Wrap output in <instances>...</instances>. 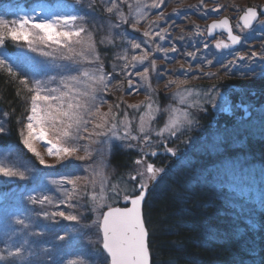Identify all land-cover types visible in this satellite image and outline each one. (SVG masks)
Here are the masks:
<instances>
[{
	"label": "trees",
	"instance_id": "16d2710c",
	"mask_svg": "<svg viewBox=\"0 0 264 264\" xmlns=\"http://www.w3.org/2000/svg\"><path fill=\"white\" fill-rule=\"evenodd\" d=\"M66 1L74 2L0 0V19L11 15L7 11L11 6L29 8L43 2L54 4ZM103 1L106 6L107 0H81L79 5L86 9L82 13L85 17L82 23L92 33L96 53L99 55L98 61L81 65L87 68L93 66L96 70L102 66L103 72L109 74L117 67L120 47L124 45L121 38L116 36L121 29L130 31L131 21L117 27L113 13L105 11ZM212 3L222 6L220 14L233 16L249 6L259 8L264 0H203V3L201 0H167L160 10H155L145 22L136 26L139 31L146 29L149 22L164 23L160 30L167 39L168 44L164 45V49L168 57H152L157 66V71L149 78L152 93L148 94L153 99V104L160 105L161 101H170L167 95L176 89L165 88V80H176L177 77L174 72H167V69L172 66L186 67L189 64L185 62V59L190 58L187 54L198 50L197 46L188 42L195 36L193 27L200 28L210 20L199 13ZM90 4L92 7H89ZM174 9L185 13L178 18H172L168 14ZM161 12L167 16L158 19ZM216 43L212 41L216 55L214 61L204 64L197 59L195 68L211 69L213 72L209 73L216 71V65L220 64H217L218 59L225 57V53L216 47ZM75 47L79 49L80 46ZM173 47L175 52L170 51ZM0 52L15 55L11 66L18 73L26 75L30 80H47L50 68L48 73L39 69L38 63L41 64L44 60L33 57L35 53L28 50L22 41L7 40L0 47ZM64 62L62 60L61 63ZM221 66L219 65L220 70L215 76L205 77L197 73L198 79L193 81L189 80L191 75L181 77L187 87L196 91L194 100L201 102L202 107L192 108L193 125L198 128L186 134L180 141L168 144V147L177 152L175 162L165 156L152 160L156 167H162L165 171L156 182L150 184L149 196L143 206V217L149 231L151 264H264V207L260 203L264 197V111L256 112L257 108H264V69L262 71L260 67H256L246 76H238L221 72ZM52 71L58 72L53 82L60 85V69L55 66ZM218 89L228 93L232 106L230 114L220 111V106L211 108L205 101L200 100L199 91L207 90L211 95ZM30 96L31 93L23 88L19 79L0 69V112L4 116L5 128V132L0 134V151L15 147L20 165L26 162L39 167L36 157L25 152L21 143ZM138 97L139 95H130L127 91H123L121 96L107 95L108 108L120 104L119 108L112 107L117 123L132 120L131 115L136 108L128 107L130 104L127 101ZM244 105L250 110L248 117L244 114ZM140 154L133 149L116 148L107 157L104 171L110 179L109 188L115 185L117 179L128 177L129 173L135 174L138 166L134 161L140 158ZM10 186L0 187V190L9 189ZM11 196L16 195L12 193ZM124 203L122 200L118 205ZM18 205L31 208L24 219L30 227L22 232L17 231L16 235L27 236L29 243L25 248L33 253L29 256L32 264H58L75 251L78 245L84 244L88 254L85 260L87 264H104L105 254L99 244L100 234L95 223L98 216L93 210V203L86 196L78 207L79 223L57 221L50 232L38 229L39 226H44V221H51L36 215V210H40L39 206H30L28 199L23 196H20ZM12 207L6 200L0 203V209L7 208L9 211ZM69 225L73 227V235L64 241L55 239L57 233ZM12 231L10 234L7 231L6 234L11 235ZM37 231L42 234L27 235ZM24 237L12 235L10 242L18 246ZM6 239L7 236L4 235V240ZM232 259L236 260L233 262Z\"/></svg>",
	"mask_w": 264,
	"mask_h": 264
},
{
	"label": "snow or ice",
	"instance_id": "6c2138e0",
	"mask_svg": "<svg viewBox=\"0 0 264 264\" xmlns=\"http://www.w3.org/2000/svg\"><path fill=\"white\" fill-rule=\"evenodd\" d=\"M201 2L203 3V0ZM74 3L80 5L81 0H74ZM109 3L111 6L105 8L107 13L112 14L115 12L120 23H130L129 19L124 17L123 13L119 11L117 0H109ZM120 3H127V0H120ZM164 3L165 0H152V3L148 7L159 9ZM137 4L139 5V0H137ZM89 7H92V5L90 4ZM131 7L132 5L129 4L130 9ZM221 7V5H217L211 11L217 12ZM136 11L140 12L141 15L139 18L133 16L130 26L138 31L136 26L146 17L147 13H143L139 6ZM173 12H177V10L174 9ZM262 14H264V9L258 10L256 7H247L240 17L242 22L241 30L252 28L256 22L264 25V20H259V16ZM163 18L164 14L161 12L158 15V19ZM84 19L85 17L78 13L73 14L71 12L53 10L43 5H38L32 9L30 14L25 13L11 22L6 19H0V47L4 46L7 40L14 42L22 41L28 50L33 53H38L40 56L49 58L51 61L60 59L68 62L64 65L65 71L68 74L60 76V87L51 88L49 84L55 81L56 77H48L47 80H30L26 75L14 70L13 66L6 59H0V69L5 70L8 75L19 79L23 88L31 93L30 107L26 116L27 122L24 124L26 134L25 131L21 132V143L28 152L32 153L38 159L40 165H44L45 167H55V165H45L43 157L33 146L34 141L42 142L46 147L47 154L49 156H56L57 161L61 162L73 157L79 161H85L92 157V151H90L88 145L81 146L78 143L82 139L89 140L91 143H102V141L94 140L92 137L108 136L109 133H111L112 138L115 140L138 139V136L131 134V122L127 124L124 121H120L119 124L116 122L117 117L112 112V107L119 108V103L110 106L108 112L100 113V106L96 103L97 96L101 91H108L109 84L111 83L108 77L111 74L104 73L102 66L98 70L99 75H95L79 67L82 63L92 64L94 60H99L92 33L88 31L83 23L78 24V21H84ZM116 26L119 27V24ZM218 28L226 29L228 40L231 41L232 45L241 42V37L233 34L227 17L210 24L207 29L208 34L211 35L213 30ZM152 35L153 33L149 27L143 32V36L149 39H145L143 43L150 46V37ZM155 35L159 36L161 40L165 39L164 35L159 32L155 33ZM109 42L111 43V40ZM129 43L131 49H139L141 50V54L139 56L132 55L131 61H128L126 51L123 55L118 56L117 59L125 61L123 65L124 69L135 67L136 65H143L150 57V52L144 51L141 48L140 42L133 39ZM77 45L80 46L79 49L75 47ZM229 46V44L223 41L216 43L217 48H228ZM153 51L164 50L158 46ZM170 51L175 52V47L171 48ZM187 55L191 56L194 53H188ZM257 55L256 52H252L248 59H253ZM259 58L264 60V54H260ZM239 59L244 60L245 56H240ZM211 63V61H208V64ZM230 63L235 64V60ZM156 71V61L151 60L150 68L146 67L143 72L136 74L140 76L142 81L146 82L149 80L150 72ZM72 72L76 74L72 75ZM205 75H215V73H205ZM127 83L129 88H131L133 81L128 79ZM81 84H85L86 86L81 88L79 87ZM173 84L177 86V91L173 95L178 98V104H185L186 107H171L161 110L159 105L156 106V113H160L161 111L168 113L163 127L155 131V135L162 138L165 134L170 137H175L185 127L190 129L194 123L188 109L197 107V105L187 104V101L180 97L181 91H187V89H181L184 81L169 80L164 87L168 88ZM149 89L151 90L150 84ZM147 99L148 102L143 104L147 112L140 114V125L137 128L138 133L143 137V143L145 145L149 143V134L152 132L151 126L147 129L144 127L145 115H147L149 122L156 119V116L153 115L151 96ZM100 102L104 103L105 101L101 99ZM212 102L213 106H215V100ZM128 107L139 110L141 105H128ZM97 116L99 117V122L93 125L92 132H88V124ZM126 116L127 113H125ZM118 127L125 129L123 136L117 134L116 130ZM4 132L5 128L0 125V134ZM82 132H88V136L81 135ZM128 147H132V145L129 144ZM164 150L172 156L177 155L176 150L167 145H165ZM80 151H83L84 155H76ZM156 154L155 151L150 153L152 156ZM134 163L138 166V169L135 174L129 173L128 179L130 181L139 180V183L133 186L131 192H129L126 186L121 189L119 184L112 185L110 189L117 198L123 195V199L129 201L131 206L121 208L108 205L107 211H103L95 222L101 234L99 244L105 254L104 264H150L149 231L142 215V202L145 200L150 184L156 182L165 169L156 167L153 163H145L143 157L135 160ZM88 170V168L85 169V171ZM93 173L94 175H100L94 169ZM0 176L19 178L21 180L27 178L24 171L5 164H0ZM81 179L85 181V188L89 183L95 188V180L90 179L88 176L74 178L64 176L59 180L52 179L49 183L60 186L72 185L71 191L66 188L63 190L65 199L71 200L74 194L78 192L77 182ZM105 185L106 181H102L99 195L95 191L90 193L85 191L84 193L93 203L94 211L97 208L105 207L104 202L109 198L106 194L109 189ZM28 201L33 205L52 204V200L46 195L29 196ZM63 202L61 201V203ZM260 203L261 207H264V197L261 198ZM68 206L73 207L74 205L69 204ZM36 215L38 217L42 216L44 219H50L53 224L57 223L56 217L77 223L80 220L78 215L64 211H53L51 213L43 211L37 212ZM14 223L21 225L22 228L20 230H13L11 235L6 234L5 249L0 251V261H5L6 264H32L29 256L33 255V253L25 248V245L29 243L27 236L24 237L23 242L18 246L10 242L12 235H16L17 231L22 232L28 229L30 225L24 219L20 218L15 219ZM41 234L39 231L27 233V235L32 236H39ZM67 236L68 233L66 232L64 235H57L55 239L64 241ZM26 252H28V255H25ZM67 264H87V262L82 255H78L75 258L68 259Z\"/></svg>",
	"mask_w": 264,
	"mask_h": 264
},
{
	"label": "rangeland",
	"instance_id": "374dc122",
	"mask_svg": "<svg viewBox=\"0 0 264 264\" xmlns=\"http://www.w3.org/2000/svg\"><path fill=\"white\" fill-rule=\"evenodd\" d=\"M167 0H165V3ZM117 3L119 5V11H121L124 15V17H127L129 21H132V17L135 16L136 18H139L141 15L140 12H137L136 9L139 6L140 9L142 10L143 13H147L146 17L140 21V23L145 22L147 20V17L149 14L158 11L162 8L163 4L159 9L156 8H150L148 5L152 3V0H139V5L137 4V0H127V3H120V0H117ZM129 4L132 5L131 9L129 8ZM43 5L47 8H51L53 10H61L64 12H71L73 14L78 13L79 15H83L82 13L86 11L85 8L82 6L76 5L73 1L69 2H57L54 4H45L44 2L39 4ZM103 5L104 1H103ZM38 5H32L29 8L23 7V6H14L11 8H8L7 11L11 13L9 17H3L1 19H6L9 22L15 20L17 17L28 13L30 14L33 8H36ZM111 4L109 3V0H107L106 7H110ZM215 4H210L208 8L201 10V15L202 17H208L210 18L209 21H207L203 26H198L193 27V31L195 33V36H193V40H189L188 42L190 44H193L194 46L198 47V50H192V53L194 55L189 56L190 58L188 60L185 59L186 63H189L186 67L182 66H172L167 69V72H174L176 74V81H182V78H186L188 75L190 76V81L198 79V74L199 73L201 76L209 77V76H215L220 70L219 65L221 66V72L223 73H229V74H241V75H246L249 72H252L254 68L260 67L261 70L264 68V60H261L259 58L260 54H264V25H261L257 23L254 28L251 30H247L245 34L242 35V42L240 47L238 48L239 51L235 52H227L225 51V57H219V61L217 62L220 63L216 65L215 68V75H205V73L213 72L211 69L204 68L202 69L201 67L195 68V60L198 59V61L208 64V61L213 62L215 59V51L213 50L212 47V42L208 40L207 34H206V27L207 25L213 21V20H219L222 17L226 16L231 20V23L233 24L234 28H239V24L237 22L238 16L240 13H236V15L233 16H228L226 14H220L219 11L217 12H212L211 9L216 8ZM185 13L184 11H177V12H171L168 15L171 16L172 18H178L180 15ZM115 19V24H119L120 26H124V23H120V21L117 19V16L115 12L113 13ZM167 15L164 16V18ZM264 20V18L262 19ZM82 23V21H78V24ZM95 23V22H94ZM139 23V24H140ZM164 23L154 21V23L149 22L148 25L146 26V29H140L139 31L134 30L131 26L129 27L130 31L127 29H121L119 31V35L116 36V38H121L123 41L124 45L120 47L119 55H123L125 51L128 54V61H131V56L136 55L139 56L141 54V50H133L131 49L130 40L135 39L137 42L141 43V48L144 51H149L150 52V57L148 61H145L143 65H136L135 67H129L127 69L123 68V65L125 61L119 60L118 59V65L114 69H112L109 74H111L108 79L111 81L109 84V89L108 91L104 92L101 91L98 93L96 103L99 104L100 106V113H106L109 111V108L107 107V103H109L107 99V95H113L115 96H121L123 94V91H127L130 95H139L138 99H133L132 101H127V104L130 105H141L139 110H135V113L131 115L132 120H127L124 121L125 124L128 122H131V134L138 136L137 140H115L112 138L111 133H109L108 136H102V137H92L94 140H100L102 143H91L89 140L82 139L78 143L81 146L88 145L90 151H92V157L90 159H87L85 161H79L76 160L74 157L69 158L65 161L58 162L56 156H49L46 151V147L42 142H33V146L36 148V150L41 154L45 161V165H55V167H45L44 165H40L38 159L36 158V161L39 165V167H36L34 164L30 165L26 162L23 163V165H20L19 159H17L18 153L16 152L15 147L7 148L4 150L0 151V164H5L10 167H15L19 169L20 171H24L26 174V179H19V178H6L0 176V187H5V186H10L8 189H2L0 190V202L6 200L10 206H13L10 210L7 211L6 209H0V251H3L5 249L4 242V235L9 231V234L12 230H19V225L14 223V220L17 218L20 219H25V216L31 208L28 207H20L19 200L20 196L25 197L28 199L29 196H42L46 195L50 197L52 200V204H47L45 203L44 205H39L40 210H36V212H43V211H48L49 213L53 211H64L66 213L78 215L80 217V213L78 210L79 205L82 203V198L86 196L84 193L85 191L87 192H92L95 191L97 195L100 193V187H101V182L106 181V188L109 189V191L106 193L108 195V199L104 202L105 207L103 208H97L95 212L97 213V216L100 217L101 213L104 209L107 208L108 205L112 206H117L120 201L123 200V195H121L119 198L116 197L114 193L110 191L111 188L110 186V179H108L107 175L105 174V166L107 162V157L114 152L116 148H121V149H133L135 151H141L142 155H146L151 153L152 151L155 152H161V145L165 147V145L169 144V142H178L184 137L186 134L192 132L193 129L198 128L196 125H192L191 128L185 127L181 133H178L177 136L175 137H170L167 134L165 136L159 137L155 135V131L159 130L160 128L163 127L167 117L168 113L165 111H161L160 113L155 112L156 104H153V115L156 116V119L149 122L147 115H145V121H144V127L147 129L149 126H151L152 132L149 134L150 135V141L147 145L143 143V137L140 133H138L137 128L140 125V114L146 113L147 109L143 107V104L148 102V97L152 93L149 89V80L148 81H142L140 76H138L136 73L143 72L144 68L149 67L150 68V63L152 60L153 56L158 55L159 57H168L167 51L164 49V45L168 44L166 43V38L161 40L159 36L155 35V33H161L164 35L165 34L160 30L161 25ZM141 25V24H140ZM151 28V31L153 35L150 37V46L146 45L143 43L145 39H149L143 36V32L147 30L148 28ZM133 32V33H132ZM87 39V38H85ZM221 39H223L221 37ZM220 39V40H221ZM256 40V41H255ZM165 41V43H164ZM183 42V41H182ZM259 42V43H257ZM263 43L261 46L260 44ZM207 45V47H205ZM162 48L164 51H153V49L157 47ZM245 51V52H244ZM252 52H256L258 55L257 57L253 59H248V57L251 55ZM33 55V54H32ZM240 56H245L244 60H240ZM33 57L40 58L42 63H38V68L43 69L46 73H48V68L49 69V75L48 77H57L58 72L52 71L53 68L55 69V66L60 69V76L61 75H67L68 73L65 71L64 65H66L68 62L65 61L64 63H61L62 60L56 59L55 61H51L49 58H45L40 56L38 53H35ZM172 57V56H171ZM15 58V55L11 54H4L3 52H0V59H6L7 62L11 65L13 64V60ZM235 60V64H232L230 62ZM163 66V65H162ZM164 67V66H163ZM81 68L83 70H87L90 73H93L95 75H99V71L96 70L93 66H90V68H87L83 65H81ZM165 68V67H164ZM235 72V73H232ZM153 72H150V75ZM72 75H75V72L71 73ZM108 74V73H107ZM47 77V78H48ZM128 79H131L133 81V85L131 88L128 86ZM175 79V78H174ZM173 80V79H171ZM169 79H166L165 82L167 83ZM165 83V84H166ZM86 85L81 84L79 87L84 88ZM49 87L51 88H58L60 85L55 84L54 82H51L49 84ZM170 87H173L176 90H173L172 92L168 93L167 97L169 98V102H163L161 101L159 107L161 110L165 108H171V107H179V108H185V104H178V98L174 96L173 94L177 91V86L175 84L171 85ZM181 89H187V91H181L180 97L184 98L187 101V104H196L197 107H202L201 102H196L194 93L196 91H192L191 88L186 86V82L181 86ZM218 92L211 93V95L208 94L207 90H201L199 91L200 95V100L205 101L207 105H209L211 108L213 106V100H215V104L217 101L218 97ZM101 99L105 101L104 103H101ZM152 102L153 99L151 98ZM193 117V111L192 108L188 109ZM264 111V108H257V113H261ZM4 122V116L0 112V125L3 126ZM99 122V117L97 116L94 120H92L88 124V132L93 131V125L95 123ZM119 124V123H118ZM25 134L26 130L24 129ZM97 131H99L97 129ZM117 134L120 136L124 135L125 129L123 127H118L117 128ZM88 132H82L81 135L83 136H88ZM131 144L132 147H128V145ZM24 147V146H23ZM24 151L27 153H30L27 151L26 148H24ZM76 155H84L83 151L78 152ZM66 163L68 167H66ZM147 163V161H146ZM56 168H58L56 170ZM88 168V171H85V169ZM93 169L95 170L96 173H100V175H94ZM137 170V169H136ZM135 170V172H136ZM64 176H70V177H85L88 176L90 179L95 180V188H93L92 184L89 183L87 187L85 188V181L81 179L80 181L77 182V188L78 192L74 194L73 198L71 200H66L65 196L63 194L64 188L68 189L69 191L72 190V185L67 184V185H53L49 183L50 180L56 179L59 180L61 177ZM36 178V179H35ZM139 183V180H137ZM28 184V186H27ZM115 184H119L121 189H123L125 186L128 188L129 192H131V189L133 188V182L128 179V177H121L117 179ZM12 193H15L16 196H11ZM87 197V196H86ZM88 198V197H87ZM61 201H64L61 203ZM88 201H90L88 199ZM29 202V201H28ZM91 202V201H90ZM92 203V202H91ZM74 205L73 207H69L68 205ZM30 206H33V204H30ZM56 221H65L60 217L55 218ZM44 226H39L38 229L44 231H49L55 228V224L52 223V221H44ZM21 226V225H20ZM22 228V226H21ZM24 231V230H23ZM68 233L69 237L70 235H73V227L72 226H67L64 229L60 230L57 235H64L65 233ZM75 233H80V232H75ZM74 233V234H75ZM56 235V236H57ZM15 236H26V235H15ZM66 237V238H67ZM85 245V244H84ZM84 245H78L77 249L73 252H71L67 257H65L63 260L58 262V264H67L68 259L75 258L78 255H82L83 258L86 260L88 254L86 253L84 249ZM89 246V244L87 243ZM151 258V257H150ZM0 264H6L3 261H0ZM56 264V263H54ZM151 264V263H150Z\"/></svg>",
	"mask_w": 264,
	"mask_h": 264
},
{
	"label": "water",
	"instance_id": "95a60500",
	"mask_svg": "<svg viewBox=\"0 0 264 264\" xmlns=\"http://www.w3.org/2000/svg\"><path fill=\"white\" fill-rule=\"evenodd\" d=\"M260 9H264V5H262L258 10H260ZM242 15H243V12L241 13V15H240L239 18H238V22L240 23L241 27H242V22H241V20H240V17H241ZM260 16H264V14H262V15H260ZM260 16H259V18H260ZM225 17H226V16L222 17L221 19H223V18H225ZM227 18H228V17H227ZM221 19H219V20H221ZM228 19H229V18H228ZM219 20H213V21H211V22L207 25V29H208V26H209L210 24H212L214 21H219ZM255 24H256V23H254L253 26H254ZM229 25H230L231 28H232V24H231L230 20H229ZM250 29H251V28H250ZM246 30H248V29H246ZM232 31H233V28H232ZM206 34H207L208 39H214L217 35H219V34H224L226 38H225V40H223V42H224V43H227V44L230 45L228 48H222V50H224V51H234V50H236V49L240 46V44H241V42H242V38H241V42H240V43L235 44V45H232V44H231V41L228 40V34H227L226 29H224V28L214 29V30H213V33H212L211 35H209V34H208V31H206ZM233 34H234V35H239V34L235 33L234 31H233ZM239 36H240V35H239ZM240 37H241V36H240ZM224 99H225V94H224V93H220L219 101H223ZM229 107H230L229 105H226V106H225L224 112H225L226 114L228 113V110H227V109H229ZM156 153H157V154H156L155 156L161 154L162 152H156ZM151 156H152V155H151ZM155 156H152V157H155ZM137 194H138V193H137ZM147 196H148V190H147V194H146L145 200H146ZM145 200L142 202V215H143V206H144V202H145ZM126 206H128V207L131 206V204H130L129 201H127ZM116 207H121V206H116ZM123 207H125V206H123ZM121 208H122V207H121ZM105 211H107V209H106ZM150 263H151V258H150Z\"/></svg>",
	"mask_w": 264,
	"mask_h": 264
},
{
	"label": "bare ground",
	"instance_id": "6f19581e",
	"mask_svg": "<svg viewBox=\"0 0 264 264\" xmlns=\"http://www.w3.org/2000/svg\"><path fill=\"white\" fill-rule=\"evenodd\" d=\"M229 20H230V19H229ZM230 22H231V20H230ZM232 25H233V24H232ZM235 260H236V259H235ZM235 260H234V259H232L231 261H233V262H234Z\"/></svg>",
	"mask_w": 264,
	"mask_h": 264
}]
</instances>
